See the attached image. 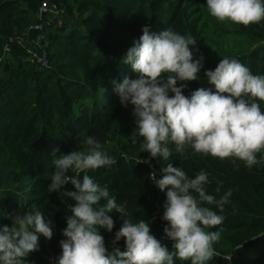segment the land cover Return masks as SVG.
Masks as SVG:
<instances>
[{"label":"trees","instance_id":"trees-1","mask_svg":"<svg viewBox=\"0 0 264 264\" xmlns=\"http://www.w3.org/2000/svg\"><path fill=\"white\" fill-rule=\"evenodd\" d=\"M42 1L0 0V224L10 226V215L34 210L53 221L52 239L40 236V250L29 254L28 264H56L66 216L71 215L68 206L75 203L48 191L53 149H59L57 156L84 150L90 136L116 163L88 174L106 185L118 204L126 205L127 219L149 222L151 234L171 252L175 249L164 236L167 222L162 220L167 190L161 192L149 179L153 170L159 177L160 168L168 163L191 178L206 172V192L217 200L232 192L223 212L216 205H205L224 216L220 225L206 229L221 233L213 245L217 255L207 264H264V151L251 168L238 159L220 160L190 147L177 153L174 144L168 145L169 160L152 158L142 150L143 138L132 135L133 107L121 105L112 83L125 76L136 78L122 58L142 35L143 26L157 33L170 28L197 41L194 59L203 55L204 67L198 80L187 82L185 96L212 87L204 72L214 70L222 58L237 59L252 74L264 75V21L249 26L218 21L210 15L206 0H56L81 21L49 35V66L43 67L29 61L27 47V30ZM77 178L82 181L83 173ZM75 190L68 183L61 192ZM109 215L114 228L100 233L111 250L123 220L119 213ZM117 246L124 250L123 238ZM174 264L191 261L174 256Z\"/></svg>","mask_w":264,"mask_h":264},{"label":"clouds","instance_id":"clouds-1","mask_svg":"<svg viewBox=\"0 0 264 264\" xmlns=\"http://www.w3.org/2000/svg\"><path fill=\"white\" fill-rule=\"evenodd\" d=\"M206 5L210 15L221 22L249 26L264 21V0H206ZM196 43L194 37L170 28L157 33L150 26L142 27V35L122 58L136 78L112 81L121 105L133 107L136 130L132 135L143 138L142 150L152 158L169 160L172 152L168 145L174 144L177 153L190 147L220 160L238 159L251 168L259 162L257 154L264 151V75L252 74L237 59L222 58L214 70L204 72L212 87L185 96L187 82L198 80L204 67L203 55L194 59ZM84 143V150L58 156L59 149L52 152L54 172L48 191L75 201L68 206L71 215L66 216L65 238L59 241L62 251L56 264H174V256L191 264H207L217 255L213 245L221 233L206 229L220 225L224 216L205 205H216L223 212L231 190L217 200L206 192V172L191 178L172 163L160 168L159 177L156 170L149 173L161 192L167 190L162 220L167 222L164 236L175 249L171 252L151 234L149 222L127 219L126 205L118 204L108 187L88 174L116 161L94 137ZM69 171L73 175H67ZM81 173L82 181L77 178ZM68 183L76 190L61 192ZM113 212L121 215L123 223L109 250L100 229L112 232L115 222L109 214ZM8 218L10 226L0 224V264H28L29 254L40 250V236L52 239L53 221L39 210ZM122 238L123 251L117 246Z\"/></svg>","mask_w":264,"mask_h":264},{"label":"built area","instance_id":"built-area-1","mask_svg":"<svg viewBox=\"0 0 264 264\" xmlns=\"http://www.w3.org/2000/svg\"><path fill=\"white\" fill-rule=\"evenodd\" d=\"M70 22V13L65 6L56 0H43L27 30L29 61L33 64L48 67L47 41L49 35L65 27ZM34 34H37V37L33 39ZM6 51H10L9 45H6ZM1 62L2 59H0Z\"/></svg>","mask_w":264,"mask_h":264},{"label":"rangeland","instance_id":"rangeland-1","mask_svg":"<svg viewBox=\"0 0 264 264\" xmlns=\"http://www.w3.org/2000/svg\"><path fill=\"white\" fill-rule=\"evenodd\" d=\"M70 17H71L70 23H72V25H74V23L76 25L80 24L81 19L77 13L71 14Z\"/></svg>","mask_w":264,"mask_h":264}]
</instances>
